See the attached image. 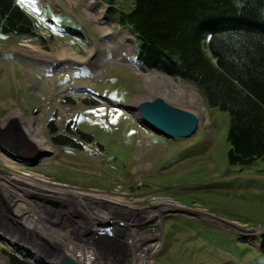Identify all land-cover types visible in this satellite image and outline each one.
Segmentation results:
<instances>
[{"label": "rangeland", "instance_id": "1", "mask_svg": "<svg viewBox=\"0 0 264 264\" xmlns=\"http://www.w3.org/2000/svg\"><path fill=\"white\" fill-rule=\"evenodd\" d=\"M74 1L14 0L34 31L0 33V232L35 249L41 245L65 252L64 243L30 223L32 200L45 227L67 237L83 235L75 234L73 221L53 211L46 191L4 194L1 182L8 186L18 173L27 178L18 179L23 186L43 181L52 189L70 190L63 195L76 205L80 199L72 191H93L126 205L129 225L109 222L124 228L118 233L126 238L136 235L135 243L155 229L154 264H264L258 251L264 229V163L228 164L227 114L209 106L193 85L143 66L136 58L135 37L117 17L106 15L104 0L94 2L104 14L100 18L105 22L98 25L108 27L105 34L97 30L98 20L89 19L84 6ZM132 1L115 0L114 10L127 11ZM65 48L74 57L69 59ZM149 74L164 75L177 88L195 92L202 111L154 94L144 79ZM155 97L193 113L194 133L169 138L138 120L137 104ZM22 125L38 129L50 150L42 152L34 140L28 143ZM57 134L64 140L54 141ZM67 213L73 210L68 207ZM105 221H95V228L106 229ZM39 237L49 244L42 246ZM6 243L0 238V264H8L2 249L18 253ZM66 255L77 257L73 250Z\"/></svg>", "mask_w": 264, "mask_h": 264}, {"label": "trees", "instance_id": "2", "mask_svg": "<svg viewBox=\"0 0 264 264\" xmlns=\"http://www.w3.org/2000/svg\"><path fill=\"white\" fill-rule=\"evenodd\" d=\"M104 1L106 15L135 37L143 66L193 85L209 106L227 114L228 164L264 163V0H133L127 11ZM33 31L14 0H0V33ZM258 251L264 255V235ZM1 252L8 264H30Z\"/></svg>", "mask_w": 264, "mask_h": 264}, {"label": "built area", "instance_id": "3", "mask_svg": "<svg viewBox=\"0 0 264 264\" xmlns=\"http://www.w3.org/2000/svg\"><path fill=\"white\" fill-rule=\"evenodd\" d=\"M45 194H49V199L53 203V211L57 215L67 217L74 222L75 234H83V241H74V237H67L59 230L45 227L43 221H40V214H36V202L33 201V204L32 200L30 205L33 206V213L31 216L28 214L31 217L30 223L37 225L39 230L46 229V232H49L52 237H57L61 243L75 251L77 264H154V254L158 246V243H152V235L155 229L151 230L152 234L150 235L146 230L145 238L139 241L137 239L138 242L135 243L136 235L126 238L124 233H117V229L109 228V221H119L129 225L127 219L129 212L126 205L120 204V202H112L113 200H101L92 197L80 198V205L77 201L76 205L70 201L71 198L63 194L52 192ZM96 200H100L103 209L97 208ZM68 207L73 210V213H67ZM63 208L66 214L63 213ZM99 220L107 221L106 229H95V221Z\"/></svg>", "mask_w": 264, "mask_h": 264}, {"label": "bare ground", "instance_id": "4", "mask_svg": "<svg viewBox=\"0 0 264 264\" xmlns=\"http://www.w3.org/2000/svg\"><path fill=\"white\" fill-rule=\"evenodd\" d=\"M74 2L76 4L78 3V4H81L82 6H84V9H85L86 14H87V16H88L89 19L91 18V20H98L97 30L101 31L102 34H105L104 31H108V27H106V26L104 27V26H102V24L100 26L98 25V24L102 23L99 20H103V22H105V19L104 18H100V17H104L103 16L104 14L102 13V9H96L95 8V4L96 3L94 2V0H75ZM87 10H89V12ZM65 49H66V51H64L63 53L66 52L68 54L67 57H69V59L71 57H74L72 55V53L70 52V49H67V48H65ZM124 51L127 54L129 52L128 49H126V50L124 49ZM59 55H60V53H58V56ZM133 68L135 70H138L137 69V64L133 65ZM144 79L150 82L151 89L152 90H155V93L154 94H156V95H159L160 94L161 97H164V98H166L168 100L180 101L181 103H184V104H186L188 106H191V107L197 109L198 111H202L201 110L202 108H200V103H201L200 98L192 90H184V89L177 88L175 82L172 81V80H169V78L165 77L164 75L149 74V76L148 77H144ZM135 117L138 120L142 121L138 112H136ZM23 120H25L24 122H26V120L28 121L27 118H24ZM21 129H22L21 132H23V133L25 132L26 136H28V138H29L28 141H27L28 143H31L32 144L33 143L32 141L34 140V142L36 144H38L39 147L41 145V148H42L41 151L42 152H44L46 150H50L49 145L48 144L46 145V141L43 139V137L41 135V132L38 129L27 127V125H24V126L22 125V128ZM21 132H19L20 135L22 134ZM26 175H29V174H26ZM20 178L21 179L22 178L27 179L23 175H21V174L18 175V173H17L16 176H12L11 178H9V180H8V184L9 185L8 186H7V184L5 185V184H3V182H1L2 183L1 185L3 186L2 189H3L4 194H6V195L7 194L8 195L15 194L13 189H15V190H25L26 193H29V192L32 193V191L34 192V190L46 191L47 193H49L50 191L48 189L54 191L57 194H63V193L66 194L67 192L70 191V190H66V189L65 190L64 189H60L61 187H58L57 188L58 190L52 189V187L48 183L43 182V181H40V182L36 183V182H29L28 180H26L30 184H29L28 187L27 186H23L22 184H17L18 183L17 181ZM14 180H16V181H14ZM30 186H32V187H30ZM54 192H52V193H54ZM90 192L91 193H89V192L84 193V192H78V191L77 192L76 191L74 192V191H72V193H74L77 196V199H80V195H85L87 197L90 196L92 198H98V199H101V200H111L112 199V197H110L108 195H97L96 196V195H94L93 191H90ZM47 195H45L43 197H46ZM24 202H25V198H24ZM38 209H41V208L38 207ZM23 218H24V216H23ZM23 221L24 222H28L29 220L24 219ZM104 224H107V222L105 221ZM54 226H56V225H54ZM99 226H101V225H99ZM109 226H113V225L110 224V222H109ZM120 226H123V225H120ZM102 227H105L106 228V225L105 226H102ZM99 228H95V229H99ZM113 229H117V233H118L119 230L124 229V228H121V227L118 228V227H114L113 226ZM43 230H44V232H46V229H43ZM31 233H33V232H31ZM45 235H47L49 237V239H51V240H53V238H54V240L57 239V237H52L49 232H46ZM0 238H3V240H5L8 243V245L10 246L11 249L16 250L17 252H19L21 255H23L25 257H29L31 259V261L39 262L38 264H58V260L61 259V256H58L59 258H57L56 256H53L54 253H56L57 255H59V254L62 253L64 255L67 252H69L70 254L72 252V250L69 249V247H67L66 245H64V247H65L64 251L65 252H62L60 250L59 251H56V252L54 250H50V251H52V253H51L49 251V249H47L45 247L42 248L41 245L38 246L37 249H35V248H32V247L26 245L22 241L14 240L11 237H8L7 235H4L1 232H0ZM36 238H38V237H36ZM38 240L39 241H43L42 246L45 245V244L46 245L49 244L46 241L42 240V238H40V237H39ZM74 240L75 241H83V235H81V237H79V238H74ZM47 253L50 254V256ZM71 258L72 259L74 258L73 260H75V264H76L77 263V257L74 256V257H71Z\"/></svg>", "mask_w": 264, "mask_h": 264}, {"label": "water", "instance_id": "5", "mask_svg": "<svg viewBox=\"0 0 264 264\" xmlns=\"http://www.w3.org/2000/svg\"><path fill=\"white\" fill-rule=\"evenodd\" d=\"M141 120L155 132L169 138H186L192 135L197 127V118L190 111L176 107L161 97L143 100L136 106ZM33 150L34 147H32ZM36 152V150H35ZM36 154V153H35ZM40 157L47 153H40ZM264 235V229L262 231ZM58 264H75V261L64 254Z\"/></svg>", "mask_w": 264, "mask_h": 264}]
</instances>
